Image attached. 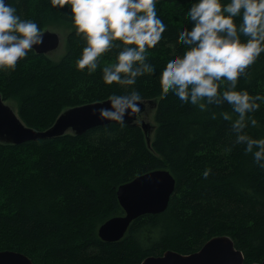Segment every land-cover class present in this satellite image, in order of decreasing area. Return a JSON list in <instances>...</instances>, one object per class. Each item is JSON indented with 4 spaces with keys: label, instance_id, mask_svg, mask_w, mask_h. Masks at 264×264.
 Here are the masks:
<instances>
[{
    "label": "trees",
    "instance_id": "1",
    "mask_svg": "<svg viewBox=\"0 0 264 264\" xmlns=\"http://www.w3.org/2000/svg\"><path fill=\"white\" fill-rule=\"evenodd\" d=\"M12 3L43 32L55 25L70 30L60 60L29 51L15 69L0 71V94L6 104L18 103V117L27 127L45 131L66 110L133 88L143 91V102L155 106V125L150 146L139 123H109L81 135L19 145L0 142V252L22 253L34 264H141L167 251L193 254L209 240L227 236L242 251L245 264L262 263L264 169L234 144L231 121L219 115L232 113L231 107L225 103L201 110L186 104L162 78L170 56L183 54L180 31L185 26L191 30L194 22L187 10L196 0H156L157 14L163 12L170 21L165 36L146 52L159 68L125 86L103 81L102 69L115 62V49L98 58L94 73L77 68L85 41L76 36L71 5ZM241 39L247 37L242 34ZM226 87L227 82L219 90ZM242 89L264 94V53L239 78L236 90ZM258 103L260 109L251 115L260 126L245 129L253 138L264 137V102ZM206 168L211 169L207 178ZM160 169L176 180L167 209L133 221L122 240L103 241L100 226L124 215L119 187Z\"/></svg>",
    "mask_w": 264,
    "mask_h": 264
},
{
    "label": "clouds",
    "instance_id": "2",
    "mask_svg": "<svg viewBox=\"0 0 264 264\" xmlns=\"http://www.w3.org/2000/svg\"><path fill=\"white\" fill-rule=\"evenodd\" d=\"M54 8L71 5L76 36L85 41L77 59L79 70L89 74L98 68V58L109 50H117L115 62L104 66L103 81L107 85H135L136 79L159 63L146 55L169 27V19L157 14L156 0H50ZM191 30L180 31L183 54H173L164 65L165 87L186 104L206 110L208 105L227 103L232 113L221 111L231 121L235 145H242L254 163L264 169V137L253 138L245 131L249 125L259 127L251 114L260 109L264 94L250 95L247 89L236 90L241 76L264 53V0H196L187 10ZM240 17L237 24L236 18ZM247 37L241 39V35ZM44 32L34 20L18 14L12 0H0V71L15 69L17 62L34 46L42 45ZM227 82V87L219 90ZM143 91L125 89L113 92L107 106L93 109V116L103 121L126 123V116L144 108ZM95 103V102H94ZM233 114L236 118L233 119ZM213 118L216 114L213 113ZM210 168L203 171L207 178Z\"/></svg>",
    "mask_w": 264,
    "mask_h": 264
},
{
    "label": "water",
    "instance_id": "3",
    "mask_svg": "<svg viewBox=\"0 0 264 264\" xmlns=\"http://www.w3.org/2000/svg\"><path fill=\"white\" fill-rule=\"evenodd\" d=\"M174 1V0H163ZM176 1V0H175ZM60 36L51 31H44L43 44L34 46L37 54H45L58 49ZM31 51V50H30ZM108 100L103 103L87 104L71 108L61 114L53 126L45 131L27 127L5 103L0 94V142L19 145L26 142L62 137L68 133L78 135L115 121H103L93 116V109L101 105L107 106ZM144 108L140 112L126 116V123H132L146 111L150 102H143ZM146 133H150L151 126L144 125ZM176 180L165 169L157 170L140 176L128 184L121 185L117 191L119 203L124 215L109 219L98 230L99 237L105 242H118L128 232L136 219L145 215H156L164 212L175 190ZM0 264H34L22 253L15 251L0 252ZM141 264H245L242 251L235 247L234 242L227 236L215 237L209 240L199 251L182 255L167 251L162 256H151ZM254 264H264L254 263Z\"/></svg>",
    "mask_w": 264,
    "mask_h": 264
},
{
    "label": "rangeland",
    "instance_id": "4",
    "mask_svg": "<svg viewBox=\"0 0 264 264\" xmlns=\"http://www.w3.org/2000/svg\"><path fill=\"white\" fill-rule=\"evenodd\" d=\"M45 31H51V32L57 33L60 36V44H59L58 49L47 53V55L53 60H56V61L60 60L63 57V55L66 53V40H67L68 34L70 33V30H68V28L65 26L55 25V26H51L47 28ZM9 104H10V107L18 115L17 113L18 103H16L15 101H9ZM154 113H155V106L149 105L147 110L144 112V114L140 117V119L137 122L141 125L143 122H145L149 124L150 126H153L152 131L148 134L146 133L149 146L151 144V138L153 137V134H154V125H155Z\"/></svg>",
    "mask_w": 264,
    "mask_h": 264
},
{
    "label": "bare ground",
    "instance_id": "5",
    "mask_svg": "<svg viewBox=\"0 0 264 264\" xmlns=\"http://www.w3.org/2000/svg\"><path fill=\"white\" fill-rule=\"evenodd\" d=\"M107 101V100H106ZM103 102H105V101H103ZM103 102H96V103H103ZM91 104H95V103H91ZM147 110V109H146ZM145 112V111H144ZM144 112L141 114V115H139L138 117H137V119L135 120V121H133L132 123H129V124H134V123H137L138 122V120L140 119V117L144 114ZM147 123H145V122H143L142 123V127L144 128V125H146ZM98 127V126H97ZM160 170H162V169H160ZM165 170H167V169H165ZM154 171H157V170H154ZM154 171H151V172H154ZM169 171V170H168ZM151 172H148V173H151ZM170 172V171H169ZM148 173H146V174H148ZM171 173V172H170ZM146 174H143V175H146ZM143 175H141V176H143ZM138 177H140V176H138ZM137 177V178H138ZM136 179V178H135ZM134 179V180H135ZM132 182V181H131ZM128 183H130V182H128ZM128 183H126V184H128ZM175 188H176V186H175ZM174 192H175V190H174ZM173 192V193H174ZM173 195V194H172Z\"/></svg>",
    "mask_w": 264,
    "mask_h": 264
}]
</instances>
